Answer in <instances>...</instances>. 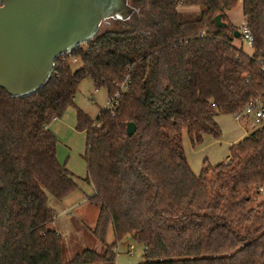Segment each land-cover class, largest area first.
Masks as SVG:
<instances>
[{"label": "trees", "instance_id": "obj_1", "mask_svg": "<svg viewBox=\"0 0 264 264\" xmlns=\"http://www.w3.org/2000/svg\"><path fill=\"white\" fill-rule=\"evenodd\" d=\"M128 2L138 13L104 22L71 53L76 69L61 56L35 94L0 89V264H116L127 238L144 247L140 264H264V124L234 144L226 162L204 163L200 175L183 145L185 132L194 147L219 139L217 116L264 103V0ZM238 8L252 54L234 43L244 26L231 18ZM86 78L109 96L125 81L127 90L96 119L77 109L94 190L88 199L100 207L90 230L106 247L69 255L52 227L49 197L63 201L80 185L58 160L50 125L74 105Z\"/></svg>", "mask_w": 264, "mask_h": 264}, {"label": "water", "instance_id": "obj_2", "mask_svg": "<svg viewBox=\"0 0 264 264\" xmlns=\"http://www.w3.org/2000/svg\"><path fill=\"white\" fill-rule=\"evenodd\" d=\"M137 13L128 0H0V89L13 97L35 94L56 60L93 40L103 22ZM215 21L224 26L221 15ZM127 132L134 135L136 125Z\"/></svg>", "mask_w": 264, "mask_h": 264}, {"label": "rangeland", "instance_id": "obj_3", "mask_svg": "<svg viewBox=\"0 0 264 264\" xmlns=\"http://www.w3.org/2000/svg\"><path fill=\"white\" fill-rule=\"evenodd\" d=\"M231 18L238 26L245 24L240 8L232 13ZM108 28L110 27L105 26L103 30H108ZM234 43L246 53H253L252 46L241 39H236ZM77 67L78 65L75 66V69ZM108 99L106 88L97 90L92 80L86 78L79 87L74 105L67 109L62 118L56 119L50 125L51 131L58 139V160L75 175L80 185V189L76 193L63 201H58L52 196L49 197V205L55 211V219L57 218L59 222L57 227L66 233L63 243L64 252L73 249L75 241L81 249H95L100 253H103L106 247L97 241L90 230L97 221L100 207L92 204L88 199L93 195L94 190L86 181L88 174V166L84 158L86 135L79 132L76 125L78 108L92 119H96L100 110L107 105ZM216 121L221 129L219 139L206 136L203 143L194 147L188 134L186 132L184 134L183 145L186 157L195 175L201 174L204 163L215 166L226 162L230 156L231 147L260 127L247 118L238 119L234 115L221 114L217 116ZM52 227H54V222ZM114 242L115 236L113 230L110 229L107 244L112 245ZM130 245L135 248L132 253L129 251ZM117 249L116 264H140L143 260L144 247L130 238L118 243ZM67 259L68 255L66 254L64 260L67 261Z\"/></svg>", "mask_w": 264, "mask_h": 264}, {"label": "built area", "instance_id": "obj_4", "mask_svg": "<svg viewBox=\"0 0 264 264\" xmlns=\"http://www.w3.org/2000/svg\"><path fill=\"white\" fill-rule=\"evenodd\" d=\"M239 32H240V39L243 42L252 46L254 39L250 28L244 25ZM63 57L64 59L69 58L73 65H76L78 63V59L73 58L71 53L66 54ZM126 83L127 82L125 81L123 84L118 85V90L112 96H109L108 103L106 105L107 108H114L118 104L119 98L121 96V92L123 90H127ZM236 117L238 119L247 118L251 120L255 125L262 126L264 124V103L261 100L251 101L246 106L244 111L241 114H238ZM134 250H135L134 246L130 245L129 251L132 253ZM117 251L118 249L116 248V252Z\"/></svg>", "mask_w": 264, "mask_h": 264}, {"label": "crops", "instance_id": "obj_5", "mask_svg": "<svg viewBox=\"0 0 264 264\" xmlns=\"http://www.w3.org/2000/svg\"><path fill=\"white\" fill-rule=\"evenodd\" d=\"M57 224H59V222H58V220H57V218L54 220V228L56 229V231L58 232V233H60L61 235H62V237H63V243H64V238H65V234L66 233H64V231L62 230V229H58V227H57ZM71 232V231H70ZM69 232V233H70ZM75 246H74V248L72 249H70V251H68V253H69V255H74V254H76L77 252H79L80 250H81V248L79 247V245H78V243L75 241Z\"/></svg>", "mask_w": 264, "mask_h": 264}, {"label": "flooded vegetation", "instance_id": "obj_6", "mask_svg": "<svg viewBox=\"0 0 264 264\" xmlns=\"http://www.w3.org/2000/svg\"><path fill=\"white\" fill-rule=\"evenodd\" d=\"M105 22H106V21H105ZM103 23H104V22H103ZM103 23H102V24H103Z\"/></svg>", "mask_w": 264, "mask_h": 264}]
</instances>
